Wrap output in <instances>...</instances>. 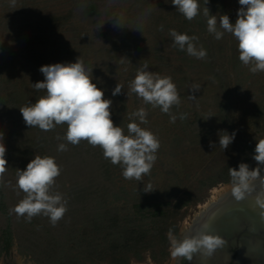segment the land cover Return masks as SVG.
<instances>
[{
	"label": "rangeland",
	"instance_id": "rangeland-1",
	"mask_svg": "<svg viewBox=\"0 0 264 264\" xmlns=\"http://www.w3.org/2000/svg\"><path fill=\"white\" fill-rule=\"evenodd\" d=\"M76 1L0 0V88L14 87L32 100V77L35 82L44 79L39 71L41 65L76 59L92 69L93 82L103 89L105 98L116 100L112 89L117 83L123 85L118 100H112L113 123L127 134L129 114L143 107L147 123L141 127L154 133L159 148L150 173L139 181L125 179L122 166L107 159L112 186L123 196L138 198L142 205L168 203L177 216V236H180L182 227L190 223L211 192L232 184L222 182L229 175L228 166L233 162L255 166L236 140L225 150L220 147L222 131H231L219 126L218 103L226 100L228 117L236 133L252 141L264 138V129L253 132L255 120L264 122V71L252 73L250 66L239 60L236 38L219 29L221 14H227L230 22H235L238 0H212L214 7L209 2L202 4L200 14L192 20L175 9L171 0H95L103 15L95 39L87 21L71 17ZM204 6L217 16V28L223 32L221 39L208 32ZM173 29L198 37L193 43L197 49L206 50V57L198 59L181 50L169 34ZM99 41L103 46L100 47ZM144 64L148 65L147 71L170 77L176 85L180 103L170 109L171 115L176 116L175 122L170 120L169 113L146 104L131 92L129 84ZM39 94L45 92L41 90ZM182 114L184 119L180 118ZM186 118L198 119L212 128L213 133L205 141L190 143L184 132ZM7 171L0 180L8 197L20 200L24 195L15 185L17 173L11 174L8 166ZM260 177L264 178V171ZM149 183L154 190L146 193L143 190ZM168 192L170 197L166 196ZM113 197L112 204L122 221L129 213L128 207L122 196ZM12 257L19 258L21 264H35L32 257L17 254L15 244L0 256V264H8ZM170 259L169 246L168 258L161 264H169ZM130 264L155 263L145 258Z\"/></svg>",
	"mask_w": 264,
	"mask_h": 264
},
{
	"label": "clouds",
	"instance_id": "clouds-1",
	"mask_svg": "<svg viewBox=\"0 0 264 264\" xmlns=\"http://www.w3.org/2000/svg\"><path fill=\"white\" fill-rule=\"evenodd\" d=\"M235 22H230L227 14L219 17V29L231 33L238 42L239 60L250 66L252 73L264 71V0H238ZM171 4L187 19L192 20L200 14L198 0H171ZM208 0H204V5ZM203 15L207 17V30L221 39L223 32L217 28V16L210 14L204 6ZM169 34L181 50H186L190 56L198 59L206 57V50L197 49L193 41L198 37L189 36L170 30ZM148 65H141L130 82L131 92L135 93L146 104L159 107L162 112L169 113L170 120L175 122L176 116L171 115L173 105L180 103L176 85L170 77H162L147 71ZM39 71L43 74L42 81H36L33 88L43 90L44 95L20 108V113L28 128L38 127L50 131L57 125L66 124L67 129L62 139L77 145L86 140L92 146H99L103 155L114 165L122 166L125 179L141 180L150 173L156 160L155 153L159 148V140L149 129L141 127L147 123V112L141 107L129 114L127 134L115 125L111 119L112 100L105 98L103 89L93 82L92 69H87L84 62H56L41 65ZM123 85L116 84L112 96L121 94ZM184 119L183 114L180 117ZM137 120L139 122H137ZM219 136V145L225 150L234 142L236 131L229 133L223 130ZM61 139V137H57ZM0 133V178L6 171V147ZM59 151H65L66 144L58 145ZM252 159L256 167L250 168L246 162H240L237 167L229 168L233 187L231 196L236 201L253 197L257 209L264 214V187H257V180L264 171V138L256 140ZM60 175V167L51 156L35 155L23 170L18 169L16 185L24 193V197L14 206L18 216L29 221L37 215H45L54 225L67 211V202L59 192H52L55 178ZM151 183L144 192L153 191ZM170 255L181 264L182 260L192 261L193 255L202 253L212 255L223 248L226 241L217 233L211 231L205 224L195 234L184 233L180 236L168 233Z\"/></svg>",
	"mask_w": 264,
	"mask_h": 264
},
{
	"label": "trees",
	"instance_id": "trees-1",
	"mask_svg": "<svg viewBox=\"0 0 264 264\" xmlns=\"http://www.w3.org/2000/svg\"><path fill=\"white\" fill-rule=\"evenodd\" d=\"M208 2L213 5L212 0ZM198 3L201 6L204 0ZM72 12V18L87 21L92 38L98 35L103 15L95 0H77ZM97 43L103 46L101 41ZM31 81L33 84L35 78ZM31 95L32 100H27L26 94L14 87L0 88V133L6 144L5 156L9 163L6 167L11 174L14 171L16 174L35 155L54 157L60 175L55 178L51 191L62 195L67 211L54 225L43 214L30 221L18 216L13 209L19 199L12 201L0 180V256L15 244L17 254L32 257L35 264H130L145 258L155 264L163 263L168 258V233L171 231L177 236L178 231L177 216L168 203L142 205L138 198L131 199L115 191L102 148L86 140L77 145L68 143L62 139L66 124L50 131L28 128L19 109L40 96L35 89ZM113 97L116 100H112H118L117 95ZM217 113L219 126L232 132L234 128L225 99L218 103ZM263 123L255 120L253 132L264 129ZM184 125L190 143L205 141L213 133L212 128L198 119L186 118ZM235 140L252 157L256 140H247L238 133ZM60 143L66 144L67 150L59 151ZM254 164L256 167V162ZM237 166L238 163L233 162L227 169ZM222 182L232 183L230 172ZM18 191L24 195L20 189ZM118 195L122 196L129 211L122 221L117 207L112 204L113 196ZM166 196L170 197V192Z\"/></svg>",
	"mask_w": 264,
	"mask_h": 264
},
{
	"label": "water",
	"instance_id": "water-1",
	"mask_svg": "<svg viewBox=\"0 0 264 264\" xmlns=\"http://www.w3.org/2000/svg\"><path fill=\"white\" fill-rule=\"evenodd\" d=\"M257 187H264L257 183ZM209 225L211 231L219 234L226 241L237 238L238 243V264H264V214H261L256 207L253 197L243 201H236L231 193L218 203V206L199 224V229L203 225ZM258 247L262 256L251 258L249 247ZM204 255V254H203Z\"/></svg>",
	"mask_w": 264,
	"mask_h": 264
},
{
	"label": "bare ground",
	"instance_id": "bare-ground-1",
	"mask_svg": "<svg viewBox=\"0 0 264 264\" xmlns=\"http://www.w3.org/2000/svg\"><path fill=\"white\" fill-rule=\"evenodd\" d=\"M256 183H260L264 185V178L259 177ZM233 184L224 185L217 190H213L211 192V196L209 199L199 207L197 213H194L193 218L191 219L189 224H185L187 226H183L181 230V234L184 233H192L195 234L199 229V224L205 219V217H209L210 214L215 210L218 206V203L226 198L231 193V189ZM171 257V255H170ZM8 264H21L19 258L12 257V260ZM169 264H177L175 260L171 257Z\"/></svg>",
	"mask_w": 264,
	"mask_h": 264
},
{
	"label": "flooded vegetation",
	"instance_id": "flooded-vegetation-1",
	"mask_svg": "<svg viewBox=\"0 0 264 264\" xmlns=\"http://www.w3.org/2000/svg\"><path fill=\"white\" fill-rule=\"evenodd\" d=\"M237 240V238H230L228 239L230 242L228 245L225 243L223 248L218 249L212 255L196 253L193 255L192 261L182 260L181 264H238L239 252ZM250 241H253V243L249 247V255L251 258L257 257L259 259V257L262 256V253L258 250V247L253 246L255 243L254 239Z\"/></svg>",
	"mask_w": 264,
	"mask_h": 264
}]
</instances>
